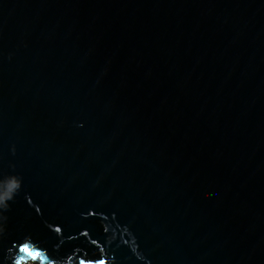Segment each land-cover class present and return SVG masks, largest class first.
I'll list each match as a JSON object with an SVG mask.
<instances>
[{"label":"water","instance_id":"95a60500","mask_svg":"<svg viewBox=\"0 0 264 264\" xmlns=\"http://www.w3.org/2000/svg\"><path fill=\"white\" fill-rule=\"evenodd\" d=\"M2 174L0 264H264V0H0Z\"/></svg>","mask_w":264,"mask_h":264},{"label":"clouds","instance_id":"9594fccd","mask_svg":"<svg viewBox=\"0 0 264 264\" xmlns=\"http://www.w3.org/2000/svg\"><path fill=\"white\" fill-rule=\"evenodd\" d=\"M82 126V125H81ZM15 149L13 148V153ZM22 188V177L16 174L0 175V242H2L8 233V216L6 213L10 210V202L14 201L15 197ZM39 211V209H37ZM92 215H95L92 213ZM105 220L107 217L104 218ZM49 228L54 231L57 236L62 237V228L60 226ZM121 234V238L126 234L129 239L123 240V243L130 248V251L140 260H144L142 253L139 251V246L135 240L134 234L131 233L128 227L117 226ZM103 230L106 236L104 245H101L96 239L90 241L91 245L98 250V254L90 256L87 251L76 248L72 253L66 256H53L46 247L32 235H23L20 239L14 241L7 249V264H116L114 258L109 252V247L116 240L117 229L111 225L104 223ZM82 236L88 237L87 231L81 233ZM63 243L61 239L60 244ZM58 244L56 249L60 247Z\"/></svg>","mask_w":264,"mask_h":264}]
</instances>
